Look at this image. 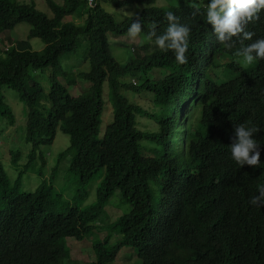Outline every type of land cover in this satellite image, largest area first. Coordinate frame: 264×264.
<instances>
[{"label":"trees","instance_id":"16d2710c","mask_svg":"<svg viewBox=\"0 0 264 264\" xmlns=\"http://www.w3.org/2000/svg\"><path fill=\"white\" fill-rule=\"evenodd\" d=\"M91 1L92 6L88 0H43L48 18L32 0H0V35L23 24L27 39L44 46L41 53L26 42L3 51L0 39V126L16 120L4 88L26 109L25 149L10 151V167L0 160V264H76L77 256L79 264H113L123 249L135 252L134 264H264V206L248 203L264 184V60L243 69L235 55L240 43H217L205 22L207 0H170L164 6L156 0ZM168 11L191 29L183 65L148 38L153 23L157 35L165 30ZM133 18L142 25L135 37L140 43L121 65L108 36L128 37ZM245 30L253 33L245 45L264 38V10ZM80 51L88 70L67 80L61 61ZM47 68L49 108L39 106L43 88L30 75ZM58 76L73 89L82 81L87 91L70 93ZM104 85L112 113L99 138ZM125 92L149 96L151 114L130 103ZM143 117L153 120L156 131L139 127ZM246 121L261 130L254 137L261 144L256 168H239L230 157L233 127ZM57 129L69 144L56 157L55 170L70 157L68 171L80 187L101 174L87 207L81 206L84 196L70 204L55 199L45 180L34 190L20 189ZM115 194L127 210L109 221L105 209ZM67 240L90 241L87 254Z\"/></svg>","mask_w":264,"mask_h":264},{"label":"rangeland","instance_id":"374dc122","mask_svg":"<svg viewBox=\"0 0 264 264\" xmlns=\"http://www.w3.org/2000/svg\"><path fill=\"white\" fill-rule=\"evenodd\" d=\"M15 1L21 3V2H28L31 0H15ZM32 1H34L35 8L38 11L45 13L48 18L51 17L50 13L43 5V0H32ZM156 1L158 6H164L170 0H156ZM125 11L126 10L120 12L124 14ZM107 12L111 13L114 19L118 22V17L116 15L115 10L113 11L112 9L107 8ZM76 18L79 17L76 16ZM28 32H29V27L27 25L22 24L15 27L14 30L11 32L1 34L0 39L3 41L1 50L4 51L5 48H9V47H14L18 49L20 45H23V43L26 42L27 44L26 46L30 51L35 53H41L44 46L39 40L27 39ZM108 40L110 44L109 48L112 57L116 60L117 63H120L121 65L128 62V60L133 55H135V47L140 43V41L137 38H128V37L115 38L112 36H108ZM238 63L240 67L243 69L252 68L256 65L254 61L251 65L245 66L241 63V58L238 59ZM85 70H88V66L87 63L82 59V51H80L74 57L71 56L61 61V71L67 75V80L71 79L72 75H74V77L76 78L78 73L83 72ZM30 75H31V81L40 84L43 88V96L39 100V106L49 108V104L46 102V96L49 90L48 80L49 77L52 75V69L47 68L44 69L43 71H35L32 72ZM58 77H59V81L67 88V90L70 93L72 90L75 93L78 91L81 93L87 91L86 84H83V82L80 80H78L79 83H77L75 89H73V87L67 84L68 81L64 80L66 78L63 79L61 76ZM127 83H131V81H127ZM2 92H3L5 104L9 107L10 110L13 111V115H15L16 117L15 123L13 125H6V121L2 120L0 126V160L4 166L6 165L10 167L9 164L10 151L13 150L15 152L16 150L25 149L24 147L25 128L23 125L24 119L21 115H22V110H26V109L25 106L18 100L17 95L14 91L4 88ZM124 95L129 100L130 103L140 106L142 109H144L149 114H151V108L153 107L151 102L148 100L150 99L149 96L146 95L134 96L130 92H125ZM103 101H104V105H103V112L100 117L99 138H101L106 126L110 123V116L112 113L111 106L107 101V88L105 85L103 86ZM196 117L197 116H195L194 119H192V121L189 123V127L195 126ZM180 123L182 124V122ZM139 127L146 131H156L155 123L153 122V120L149 119L148 117L139 118ZM68 144H69L68 137L64 135L59 129H57L52 144L47 147L41 148V152H44V154H42L41 156V161H43L44 163L42 164L41 161L38 160L34 170L29 171L27 174L23 176V178H21L19 186L20 189L22 190L25 188H28V190L31 189L34 190L38 186L41 180H45L52 187V194L55 197V199L58 198V200L65 201L70 204L74 198L79 199L80 196L81 197L84 196L81 206L87 207L93 204L95 201V192L99 184L98 178L101 176V174L95 175L93 180L87 186L80 187L78 178L71 175L68 171V167L70 164V157L58 162L59 167L57 168L56 171L55 170L56 168L55 162L57 161L56 157H58L60 153H62L68 148ZM116 195L117 194L113 196V198L110 200L108 206L105 209V214L108 217L109 221L114 220L121 213H124L127 210L126 207L123 206L121 202H119V199L116 197ZM57 206L58 207L60 206L59 202ZM96 239H98V237L92 239L89 238V240H96ZM89 243L90 241H86V240L79 244L75 243L72 240H67V245L69 247L78 248L77 245H79L80 248L77 251L83 257L84 254H87L88 251L87 246ZM73 248H72V255L77 256V254L74 253ZM125 250L127 249H123L122 251ZM122 251L118 252L117 256L114 259L113 264H134L135 252L131 251L133 257L129 258V256H127V254L123 253ZM78 257L79 256L75 258L76 264H79L77 260ZM89 261H91V259H89Z\"/></svg>","mask_w":264,"mask_h":264},{"label":"clouds","instance_id":"9594fccd","mask_svg":"<svg viewBox=\"0 0 264 264\" xmlns=\"http://www.w3.org/2000/svg\"><path fill=\"white\" fill-rule=\"evenodd\" d=\"M262 10L264 0H207L206 3L205 22L211 25L217 43L225 48H231L239 42L240 47L235 55L241 58V63L245 66L251 65L254 61L264 60V38L256 39L247 45L243 43L251 40L253 36L252 32L245 30V25L259 20ZM124 14L134 16L133 13L126 11ZM165 19L167 21L165 30L157 35L156 24L153 23L148 38H154L155 46L161 51H171L175 62L183 65L188 59L186 52L191 29L189 25L181 23L180 18L172 11L165 13ZM141 28L139 19L133 18L127 29L128 37L135 38L141 32ZM259 131L261 130L251 121L234 125L229 149L231 159L239 168L244 165L256 168L260 163L261 144L254 138ZM248 203L259 208L264 206V184L256 186L255 193L248 198ZM122 252L129 258L133 257L130 250Z\"/></svg>","mask_w":264,"mask_h":264},{"label":"built area","instance_id":"2783aa9c","mask_svg":"<svg viewBox=\"0 0 264 264\" xmlns=\"http://www.w3.org/2000/svg\"><path fill=\"white\" fill-rule=\"evenodd\" d=\"M89 1V6H92V1L91 0H88Z\"/></svg>","mask_w":264,"mask_h":264}]
</instances>
